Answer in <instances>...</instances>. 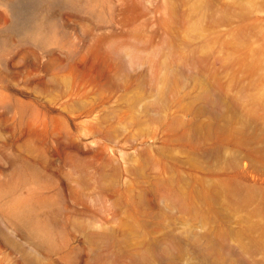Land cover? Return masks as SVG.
<instances>
[{
    "label": "rangeland",
    "instance_id": "rangeland-1",
    "mask_svg": "<svg viewBox=\"0 0 264 264\" xmlns=\"http://www.w3.org/2000/svg\"><path fill=\"white\" fill-rule=\"evenodd\" d=\"M19 1L0 0V264H264V0H57L42 33Z\"/></svg>",
    "mask_w": 264,
    "mask_h": 264
},
{
    "label": "bare ground",
    "instance_id": "bare-ground-1",
    "mask_svg": "<svg viewBox=\"0 0 264 264\" xmlns=\"http://www.w3.org/2000/svg\"><path fill=\"white\" fill-rule=\"evenodd\" d=\"M56 1L57 0H20L19 2H17V5L14 4L13 6H16V9L14 8L16 11H20L18 13L17 17H19L23 13L24 19H25L23 23H25V24H22V23L21 24L24 27H26V30L28 32H30V31L41 32V28L42 27L39 24L40 22H38V17H37L38 10H40V9L47 10L49 8H52V6L56 3ZM64 1H71V0H64ZM14 13H16V12H14ZM21 17H22V15H21ZM41 33H39V34H41ZM255 101H256V99H255ZM243 131H244V128L240 127L238 129V133H239L240 136L243 135ZM253 164L254 163L252 162L251 165L253 166ZM220 189L223 192H227V193H229L232 196L239 197L238 196L239 189L236 188V187L235 188H229L227 185L221 184L220 185ZM253 192H254L253 190H248V193L244 196L243 200L250 199L252 194H253ZM32 207L33 206H32V204L30 202H24L22 200L21 201L20 200L19 201H15L11 205V208L13 210H15L17 212L18 211L19 212H23V213H25L28 216H30L32 214ZM141 263L142 264H153L150 260L148 261L144 256L141 257Z\"/></svg>",
    "mask_w": 264,
    "mask_h": 264
}]
</instances>
